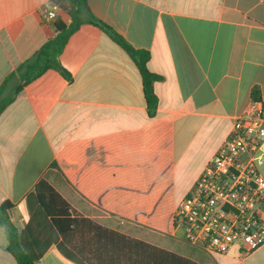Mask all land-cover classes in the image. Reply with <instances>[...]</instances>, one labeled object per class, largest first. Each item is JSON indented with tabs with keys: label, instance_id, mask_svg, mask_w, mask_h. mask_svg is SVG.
<instances>
[{
	"label": "crops",
	"instance_id": "obj_1",
	"mask_svg": "<svg viewBox=\"0 0 264 264\" xmlns=\"http://www.w3.org/2000/svg\"><path fill=\"white\" fill-rule=\"evenodd\" d=\"M51 0H0V86L55 35ZM92 13L146 51L156 115L147 114L132 58L83 25L60 63L27 84L0 115V204L38 264H89L27 197L45 181L81 218L174 253L191 264H264V245L213 255L184 242L173 212L234 122L264 110V0H88ZM62 0L56 17L68 26ZM12 86V85H10ZM253 87L260 92L254 102ZM0 227V264H16Z\"/></svg>",
	"mask_w": 264,
	"mask_h": 264
},
{
	"label": "trees",
	"instance_id": "obj_2",
	"mask_svg": "<svg viewBox=\"0 0 264 264\" xmlns=\"http://www.w3.org/2000/svg\"><path fill=\"white\" fill-rule=\"evenodd\" d=\"M62 0H51L60 6ZM72 8L68 26L56 19L52 26L55 35L48 40L30 59L22 63L0 86V115L20 91L48 70L58 72L70 79L69 73L60 63V55L69 38L83 25L98 28L114 43L121 47L134 61L141 78L147 114L156 115L157 97L153 84L160 77L147 68L150 55L146 51L135 50L109 26L101 22L91 11L88 0H69ZM12 85V86H10ZM254 102H260V92L253 87L250 93ZM27 205L35 204L44 218L69 246L85 255L89 264H191L190 261L166 250L131 239L117 232L103 229L91 221L81 218L45 181L39 182L27 197ZM13 204L5 201L0 204V227L5 230L8 240L6 251L16 264H38L36 256L22 246V235L10 220ZM67 260L77 263L67 251H61Z\"/></svg>",
	"mask_w": 264,
	"mask_h": 264
},
{
	"label": "built area",
	"instance_id": "obj_3",
	"mask_svg": "<svg viewBox=\"0 0 264 264\" xmlns=\"http://www.w3.org/2000/svg\"><path fill=\"white\" fill-rule=\"evenodd\" d=\"M57 6L43 12L54 22ZM184 242L213 255H249L264 245V110L239 117L173 212Z\"/></svg>",
	"mask_w": 264,
	"mask_h": 264
}]
</instances>
